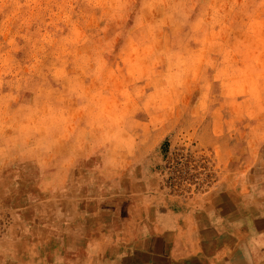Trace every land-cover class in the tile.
Here are the masks:
<instances>
[{"label":"rangeland","instance_id":"obj_1","mask_svg":"<svg viewBox=\"0 0 264 264\" xmlns=\"http://www.w3.org/2000/svg\"><path fill=\"white\" fill-rule=\"evenodd\" d=\"M225 131H264V0H0V258L23 257L15 205L56 196L57 157L158 154L187 197Z\"/></svg>","mask_w":264,"mask_h":264},{"label":"crops","instance_id":"obj_2","mask_svg":"<svg viewBox=\"0 0 264 264\" xmlns=\"http://www.w3.org/2000/svg\"><path fill=\"white\" fill-rule=\"evenodd\" d=\"M210 134L223 140L218 175L187 197L160 189L158 154L111 162L90 142L57 157L55 179L39 184L56 196L15 205L23 257L0 264H264V131Z\"/></svg>","mask_w":264,"mask_h":264}]
</instances>
